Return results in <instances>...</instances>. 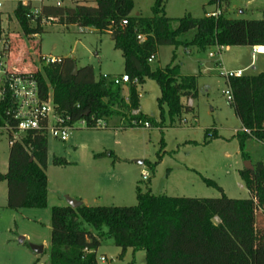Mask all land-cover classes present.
<instances>
[{
    "label": "trees",
    "instance_id": "trees-1",
    "mask_svg": "<svg viewBox=\"0 0 264 264\" xmlns=\"http://www.w3.org/2000/svg\"><path fill=\"white\" fill-rule=\"evenodd\" d=\"M47 1L52 4L42 5L37 14L30 5L18 4L15 17L25 36L43 34L46 22L110 35L131 80L125 97L122 86L103 77L96 80L91 66L78 69L74 75L75 61L69 58L49 64L42 58L35 72H27L21 63L12 64L14 69L37 78L42 98L51 97L59 114L71 116L74 123L86 122L87 129H93L96 120L109 125L114 119L122 121L131 116L133 122H127L128 128L152 120L140 112L132 116L140 110L135 79L140 85L146 79L158 84L162 121L166 114L173 123L182 113L194 112L182 100L197 99V76L181 74L175 53L166 68L152 71L149 60L160 47L203 51L264 47V8L260 20H236L223 13L216 18L172 19L166 16L162 0H157L153 16L148 18L133 15V0ZM64 2L74 5L63 6ZM3 33L0 13V39ZM138 36L145 40L140 42ZM228 85L234 96L231 106L243 128L237 135L243 160L251 161L245 150L249 140L262 146L264 156V72L231 78ZM3 115L0 126L7 120ZM53 164L69 163L55 158ZM252 165L253 170L240 171L250 194L246 200L231 199L220 188L222 196L214 199L155 196L139 190L134 207H54L48 264H97V250L105 238L113 239L121 249L120 259L128 250L142 251L146 264H264V160ZM47 166L48 141L42 132L26 134L10 146L8 171L0 172V182L7 184L9 209L47 207Z\"/></svg>",
    "mask_w": 264,
    "mask_h": 264
},
{
    "label": "rangeland",
    "instance_id": "rangeland-1",
    "mask_svg": "<svg viewBox=\"0 0 264 264\" xmlns=\"http://www.w3.org/2000/svg\"><path fill=\"white\" fill-rule=\"evenodd\" d=\"M162 1L166 16L172 19L203 18L216 11L219 3L221 13L231 19L260 20L254 9L264 7V0ZM23 2L32 7L33 14H37L42 5L52 3L47 0H0L3 39L11 45L10 54L15 63L25 65L27 72H35L43 57H73L78 69L91 66L96 80L125 74L122 53L110 35L46 22L43 34L25 36L15 17L18 4ZM156 3L157 0H133V15L152 17ZM73 5L63 3V6ZM31 25L35 23L32 21ZM174 53L181 74L197 76V99L182 100L183 104L193 107L194 112L182 113L173 123L166 114L162 121L158 107L160 88L156 82L146 79L137 91L142 95L139 112L152 119L146 122L149 128H144L145 123L126 127L127 122H133L131 116H126L122 121L109 122L107 129L77 125L67 142L49 136L46 208L9 209L7 184L0 182V264H48L51 210L67 207L66 197H81L79 201H86L83 204L87 207H134L138 204L139 190L155 196L214 199L222 196L221 189L231 199L250 198L240 177L245 161L237 135L243 128L224 95L229 85L223 74L252 63L244 75L257 76L264 72V59L258 55L253 59L247 47L203 51L163 46L150 62L151 70L166 68ZM123 89L127 97V88ZM137 115L132 113V116ZM245 150L252 164L264 160L262 146L254 140L247 141ZM9 151V137L1 133L2 174L8 171ZM55 158H63L69 164L56 166L53 164ZM21 238L24 239L22 243ZM32 246H43L44 254H36ZM121 253L113 239L105 238L97 250V264H146L142 251L128 250L123 259H120ZM102 256L105 262L99 260Z\"/></svg>",
    "mask_w": 264,
    "mask_h": 264
},
{
    "label": "built area",
    "instance_id": "built-area-1",
    "mask_svg": "<svg viewBox=\"0 0 264 264\" xmlns=\"http://www.w3.org/2000/svg\"><path fill=\"white\" fill-rule=\"evenodd\" d=\"M58 6L61 3L57 4ZM2 4L0 3V8ZM221 14L220 5L218 3L216 11L208 13L207 17L216 18ZM126 24V23H124ZM138 40L143 42L145 38L138 36ZM219 50L221 48H218ZM257 53V49H254ZM212 57V55H211ZM156 56L150 58V62L155 60ZM43 60L49 64L54 63V58H44ZM229 81L231 78H240L244 76L243 71L227 72L223 74ZM104 79L111 80L115 85L126 87L130 82L128 75L123 74L119 77L110 78L103 76ZM137 87L140 86L138 79L133 81ZM229 105L234 103V96L231 88L224 93ZM139 93V99L141 98ZM5 116L7 120L4 126H0V132L6 133L9 137V145L22 140L26 134L32 132H42L46 138L49 136L54 140L67 142L72 131L76 130L77 125L87 127L86 122L81 121L74 123L71 116L59 114L52 101V98L43 99L39 82L32 74L24 73L14 69L10 64L9 44L3 37L0 39V120ZM139 114V111L132 112ZM107 124L101 120H96L93 129H105ZM149 124L145 123L144 128H149ZM147 178L146 175L143 177ZM101 262H105V257H100Z\"/></svg>",
    "mask_w": 264,
    "mask_h": 264
},
{
    "label": "water",
    "instance_id": "water-1",
    "mask_svg": "<svg viewBox=\"0 0 264 264\" xmlns=\"http://www.w3.org/2000/svg\"><path fill=\"white\" fill-rule=\"evenodd\" d=\"M72 60H74V58H71ZM78 72V67L76 65V63L74 64V75H76ZM139 164H143V162H137ZM244 169L246 170H253V165L251 163V161H245L244 163ZM66 201L68 204V207H71L73 209H78L83 205V202L76 200V199H72L70 197H66ZM24 241L23 238L20 239V242L22 243ZM33 251L38 254V255H43L45 252V249L43 246H32Z\"/></svg>",
    "mask_w": 264,
    "mask_h": 264
},
{
    "label": "crops",
    "instance_id": "crops-1",
    "mask_svg": "<svg viewBox=\"0 0 264 264\" xmlns=\"http://www.w3.org/2000/svg\"><path fill=\"white\" fill-rule=\"evenodd\" d=\"M24 4H28L26 2H23V5ZM264 7H260V8H255L254 10L257 12V16L258 17H261L262 18V14H261V10L263 9ZM252 10V9H250ZM245 12L244 11H241V14H244ZM247 49L251 50L252 52V58L255 59V56L258 55L259 57H261L262 59H264V47H255V48H250V47H247ZM254 49H257V53H254ZM219 51H222V48L219 50ZM12 58V59H11ZM10 58V64H14L16 60H14V56ZM223 66V64H222ZM252 66V63L250 65H244L242 67H236L235 69H233V71H230V72H235V71H243L244 74L245 72L251 68ZM76 199L78 200H81L82 201V198L81 197H76ZM84 204L86 203V201H83Z\"/></svg>",
    "mask_w": 264,
    "mask_h": 264
}]
</instances>
